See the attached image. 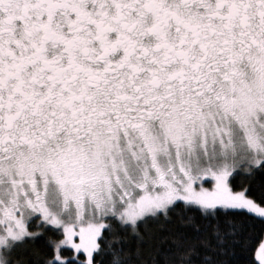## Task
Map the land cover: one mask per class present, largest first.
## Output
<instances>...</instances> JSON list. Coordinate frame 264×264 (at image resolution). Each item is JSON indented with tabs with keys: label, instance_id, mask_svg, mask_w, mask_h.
Wrapping results in <instances>:
<instances>
[{
	"label": "snow or ice",
	"instance_id": "obj_1",
	"mask_svg": "<svg viewBox=\"0 0 264 264\" xmlns=\"http://www.w3.org/2000/svg\"><path fill=\"white\" fill-rule=\"evenodd\" d=\"M0 264H264V0H0Z\"/></svg>",
	"mask_w": 264,
	"mask_h": 264
}]
</instances>
